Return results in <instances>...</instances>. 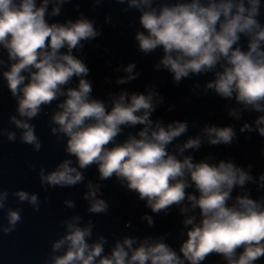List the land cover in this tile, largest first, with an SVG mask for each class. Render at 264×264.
Masks as SVG:
<instances>
[{"label": "clouds", "instance_id": "clouds-1", "mask_svg": "<svg viewBox=\"0 0 264 264\" xmlns=\"http://www.w3.org/2000/svg\"><path fill=\"white\" fill-rule=\"evenodd\" d=\"M62 2L65 0H57V3ZM248 2L251 6L248 9L243 0H220L219 3L210 0L208 6H201L198 0H193L191 4L165 6L158 14L155 9L144 11L140 24L147 35L137 33L139 49L147 54L161 46L164 57L160 63L174 74L175 82L189 73L212 71L221 60L225 61L226 66L221 64L223 71L216 73L215 81L208 83L207 88L215 89L224 98H231L235 93L237 102L246 108L251 106L262 111L264 51H261V42H264V28H260L254 19L258 14L259 0ZM48 3L49 0H43L37 7L36 0H0V45L7 49L9 59L15 61L3 76L13 97L22 93L18 100L19 115L30 120L39 114L42 105L66 97L58 105L61 110L52 117V122L59 128L51 131L68 137L67 153L76 157L80 169L97 164L102 180L115 174L121 182L126 181L127 188L138 193L139 199H146L154 213L181 204L186 198L185 189L190 187L189 179L199 193L198 198L187 195L192 209H199L200 221L195 223L194 216L184 221L185 226L192 225V228L180 248L183 260L162 242L151 245L145 242L132 250L134 241L125 239L123 245L116 244L110 258L100 259L99 264H184L185 260L189 264H200L212 253L221 254L228 264H253L264 257V204L247 196H237L231 206L228 203L234 187H243L251 177L231 162L221 161L216 166L193 163L191 157L181 161L170 155L167 146L187 131V125L177 122L165 128L157 122L155 130L149 131L152 128L149 116L155 110L152 101L156 93L147 96L133 94L128 102V94L122 93L113 100L108 111L103 102L90 99L92 87L85 79H80L78 89L62 90V86L74 76L88 75L87 66L71 52L80 46V41L95 38L97 32L86 19L69 22L66 26L49 25L45 20ZM151 3L152 0H129L130 7L136 8ZM59 11L58 7L53 8L52 15H58ZM238 33L251 36L247 52L233 49L240 39ZM65 47L68 54H61L60 50ZM134 67L130 64L125 71L131 73ZM22 73H28V76ZM135 78L128 77L129 80ZM139 112L143 114L137 115ZM230 114L237 115L235 112ZM11 120L24 130L22 142L34 145L39 151L41 144L34 134V126L15 117ZM138 124L145 126L138 133L139 138L129 136L121 145L106 147L121 133V126ZM256 124H264V116L259 117ZM245 129L251 130L245 125L241 131ZM258 131L264 137V127ZM204 133L210 138L211 145H230L235 136L231 127H206ZM8 139L14 140L15 135L9 133ZM200 146L199 138L189 139L179 151ZM70 164V160L64 161L58 170L47 176L42 170L41 182L64 187L82 181L81 172ZM260 179L264 181V176ZM17 195L20 201L38 204L35 195L30 198L25 192ZM90 195L94 197L95 192ZM2 207L3 196H0ZM107 209V203L95 200L89 211L105 213ZM187 211V208H181L182 213ZM8 215L10 227L4 229L6 233L13 231L20 221L17 211H10ZM147 219L152 224V220ZM67 228L69 234L53 248L58 250L67 244L68 251L55 258V264H94L103 252V241L91 246L86 243L85 237L90 235L91 226L81 229L68 223ZM126 247L132 251L130 257ZM240 248L243 251L237 258V249Z\"/></svg>", "mask_w": 264, "mask_h": 264}, {"label": "water", "instance_id": "water-1", "mask_svg": "<svg viewBox=\"0 0 264 264\" xmlns=\"http://www.w3.org/2000/svg\"><path fill=\"white\" fill-rule=\"evenodd\" d=\"M193 0H152L150 6L142 8L130 7L129 0L119 3L118 0H49L46 8L45 20L49 25L66 26L86 19L93 24L97 32L95 38L80 41V46L73 49L71 54L81 60L89 69L87 76H74L68 84L62 86L67 89H78L80 79L91 84L90 99L105 104L110 111L113 100L122 93H127L126 102L133 94L153 96L155 110L149 119L155 130L157 122L167 128L175 123H185L187 131L175 138L167 146L170 155L178 160L191 157L193 163L205 162L216 165L223 161L233 163L236 167L247 172L251 180L243 187L235 186L228 201L231 206L237 196H247L264 204V137L258 129L264 124L257 125L259 117L264 116V102L262 111H256L251 106L247 108L236 101L235 93L231 98H224L207 88L208 83L216 79V73L222 72L221 60L212 71L199 74L189 73L181 81H174V74L160 63L164 57V50L158 46L150 53H143L136 40L137 33L147 35L140 24V17L144 11L155 9L157 14L167 6L191 4ZM201 6H208L210 0H198ZM219 3L220 0H214ZM239 2V0H233ZM43 0H36L40 7ZM246 9L250 8L248 0H243ZM59 8V14L53 16V8ZM235 12V9H233ZM247 15V13H245ZM260 28H264V0H259L258 14L254 17ZM223 20V17H221ZM219 27V25H218ZM258 31V29H257ZM240 39L233 45V49L240 48L247 52L251 36L238 33ZM264 51V42H261ZM61 54H68L67 48L60 50ZM15 63L8 57L7 49L0 45V196H3V207L0 208V264H55V258L62 257L68 251L64 244L54 250L53 245L69 234L68 223L81 229L91 226V233L85 237L91 246L103 241V252L95 259L110 258L117 243L123 245L125 239L133 240L132 250L147 242V245L164 243L183 260L180 248L187 240V232L192 225L185 226L184 221L196 217L195 223L200 221L199 209H192L187 195L199 197L195 186L191 184L185 189L186 198L179 205H172L166 211L152 212L147 200L139 199V194L127 188V182H121L115 174L106 180L100 179L98 165L93 164L86 169H80L76 157L67 153V140L64 134L52 133V128H59L52 122L53 115L60 111L58 105L66 97L61 96L50 105H42L39 114L28 119L18 113V100L22 93L13 97L7 86L3 73L10 70ZM134 64L131 73L125 71ZM26 77L28 73H22ZM129 76L135 79L129 80ZM124 80L125 83H117ZM27 79L25 83H27ZM22 87V86H21ZM235 112L237 115H231ZM142 115V112L136 113ZM23 120L34 126L41 148L35 150L34 145L22 142L24 130L16 127L11 118ZM248 125L251 129H245ZM144 125L121 126V133L115 141L106 146L108 148L123 144L129 136L138 137ZM206 127H231L235 133L230 145H211L209 137L204 133ZM15 135L14 140L8 139V134ZM201 140L198 149H179L189 140ZM215 138V137H211ZM70 160V167L81 172L83 180L72 186H50L41 182V171L47 176L58 170L59 165ZM19 192H25L29 198L37 197L38 204L32 205L29 200L20 201ZM95 192V196L90 193ZM7 193L6 196L3 194ZM95 200H103L108 204L105 213L89 211ZM72 205L71 207L69 205ZM181 208L188 211L182 213ZM38 209V210H37ZM17 211L20 221L14 230L4 232L10 227L9 212ZM79 218L78 220L75 218ZM150 218L152 224H149ZM146 245V246H147ZM129 252L132 251L125 248ZM243 251L237 249V258ZM184 264H189L187 260ZM200 264H228V261L217 253L209 254ZM253 264H264V257Z\"/></svg>", "mask_w": 264, "mask_h": 264}]
</instances>
